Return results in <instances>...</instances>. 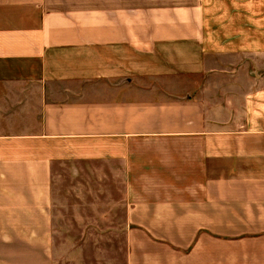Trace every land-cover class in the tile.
I'll list each match as a JSON object with an SVG mask.
<instances>
[{
	"label": "crops",
	"instance_id": "0c3cea01",
	"mask_svg": "<svg viewBox=\"0 0 264 264\" xmlns=\"http://www.w3.org/2000/svg\"><path fill=\"white\" fill-rule=\"evenodd\" d=\"M66 160L125 165V264H264V0H0V264Z\"/></svg>",
	"mask_w": 264,
	"mask_h": 264
},
{
	"label": "rangeland",
	"instance_id": "374dc122",
	"mask_svg": "<svg viewBox=\"0 0 264 264\" xmlns=\"http://www.w3.org/2000/svg\"><path fill=\"white\" fill-rule=\"evenodd\" d=\"M125 165L61 161L53 170L55 264H125Z\"/></svg>",
	"mask_w": 264,
	"mask_h": 264
}]
</instances>
